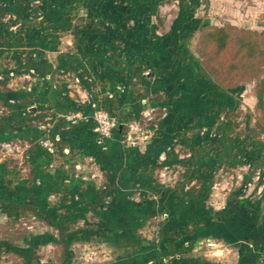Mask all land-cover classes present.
Segmentation results:
<instances>
[{"label": "crops", "instance_id": "crops-1", "mask_svg": "<svg viewBox=\"0 0 264 264\" xmlns=\"http://www.w3.org/2000/svg\"><path fill=\"white\" fill-rule=\"evenodd\" d=\"M215 2L0 0V21L11 32L6 43L0 35V80L5 79L0 95L4 85L17 91V98L7 97L8 106L0 104V149L6 152L0 156L6 185L0 196L48 213H58L69 203H90L103 183L114 196L96 208L101 215L88 206L77 210L81 216L76 225L90 222L97 229L72 241L69 264L81 263L84 248L85 264H157L160 249L143 237H151L163 216L161 207L169 213L164 222L168 228L197 223L200 236L183 253L187 264H262L258 250L264 245V184L257 182L254 171L240 186L250 174L249 164L235 163L226 156L230 145L209 138L221 137L219 120L241 97L217 92L213 78L198 63L196 37L205 23L214 21L208 9ZM31 6L37 8L33 14ZM95 98L109 99L105 103L117 118L139 116L143 101L156 104L159 115L150 136L127 144L114 131L100 146L90 116L89 103ZM67 111L86 117L70 120ZM48 134L59 137L72 155L50 153L40 145L38 139ZM171 147L179 157L195 150L193 161L210 169L214 179L199 205L174 200L170 188L157 204L161 212L151 216L148 205L138 202L149 191L147 181L167 166L165 184L172 186L183 170L176 163L168 165L174 158L168 155ZM216 181L221 185L213 186ZM37 224V231L48 230L57 238L54 228L43 221ZM28 232L18 241L31 242L33 264H44L38 249L48 246H56L59 261L58 244L43 238L36 243L30 239L35 231Z\"/></svg>", "mask_w": 264, "mask_h": 264}, {"label": "trees", "instance_id": "trees-1", "mask_svg": "<svg viewBox=\"0 0 264 264\" xmlns=\"http://www.w3.org/2000/svg\"><path fill=\"white\" fill-rule=\"evenodd\" d=\"M26 6L28 7V4ZM36 9L37 8H32L31 6L30 13L33 14L36 12ZM1 14L2 10L0 8V16ZM204 26L206 29L202 31L198 41L199 58L197 57L202 72L207 74V70L212 69V66L215 64L214 61L227 49L230 42L233 46L231 56L229 57L227 63L222 65L221 68L214 74V89L217 92L233 91L240 93L242 88L238 85L240 80L248 78L257 79L255 96L258 115L255 125L245 126L243 130H236L238 123L235 118L238 116L239 110L238 106H236L238 104L237 101V104L232 103L227 106L225 116L223 119L219 120L217 127L221 137L212 136L209 138H211V141L219 140L222 146L230 145V150L226 151V156H231L232 159L235 160V163L249 164L250 174L243 179L240 186L248 181L251 174L257 170H259L260 174L257 182L264 184V139L256 134V128H261L264 131V30L258 31L256 29L245 27L238 28L232 24L213 25L205 23L203 27ZM10 34L11 32L8 30V23L0 21V35H2L1 38L4 39L3 41H5V43L7 35L8 37H11ZM262 73L263 75L259 77ZM79 75L81 79H83L84 73H79ZM87 80L85 81L87 82ZM4 82L5 79L0 80V83ZM87 85H92V81H88ZM1 92L0 104L8 106V104H10L9 99L7 98L8 96H14V98H17V95L15 94L17 91H13L5 85ZM154 99L158 101L160 97L157 95L154 96ZM94 100L100 107L107 109L112 114L109 108L111 105L107 106L105 103L108 102L109 99L103 100L102 98H95ZM154 105L157 107L156 104ZM67 113H69V111H67ZM137 117L138 116L125 118L116 117L118 127L114 131L119 133L120 138L122 137V132L126 129V123ZM2 121L3 119L0 117V123ZM2 130H4V128L0 127V131ZM230 132L233 133L230 134ZM45 137H48L53 142L52 150L45 147L50 153L58 150L61 155L64 154L68 157L72 155V149L69 146H67V151L64 150L65 146L61 144V139L59 137H55L53 134H48ZM42 138H44V136L40 139ZM40 139H38L39 144ZM107 139H105L102 143L99 142L100 144H98L100 146L101 144L103 145ZM169 150H172V152L168 155H171L172 157V154H174V158L172 157L173 159L168 165H175L176 163L183 170L179 171L180 176L174 180L172 186L162 183L158 172L156 176L147 181L146 185L149 191L147 194L140 195L138 202L148 205L151 216H155L156 213L161 212H157V204L161 203V198L170 188L173 189L174 200L179 201L181 204H186L190 201L194 205H199V203L204 202V200L208 197L209 190L214 179L213 172H211L210 169L204 170L201 168L202 165H198V163L193 161V156L196 153L195 150L192 149L188 156L183 157H179L175 151L173 152V147ZM217 152L218 151L216 150V154ZM161 165L162 164H160L158 168H160ZM3 168L5 170V167ZM3 175V171H0V190L6 186L3 182ZM111 194V187L108 183L100 184L93 201L83 206L69 203L58 213H48L39 210L31 203L15 200L8 201L0 196V209L2 211L11 212L13 214V220H17L20 216H34L37 221H43L48 226L54 228L57 232V238L51 237V239H49L43 237V239L45 241L53 240L56 244H58L60 253L58 264H69L72 257V241L79 238L78 236L83 238L91 233L93 234L97 229V225L90 222H86L85 226L76 225L77 223L75 221L79 216H81V213H78L77 210L83 209L82 207L84 206H88L92 209L94 215H101L100 211H96V208L98 206L105 205L103 201L106 195L110 196L109 202L113 200L114 196ZM187 194H190V199H188ZM158 210H164V212L161 213L163 216L157 222L155 229L151 231V237H143V239L147 243L152 244V246L160 249V252L156 257L157 264H187L188 260L183 256V253L187 252L189 244L200 236V232L196 227L197 223L193 221L191 223V227L188 225L189 222L179 223L172 228H168L167 225H164V222L169 216V213L165 211L167 209L161 207ZM28 234L29 232L24 229L18 238L26 237ZM39 239L40 237H37L34 241L38 243ZM185 241H187V244ZM12 245H15L13 241L0 238V249L2 247V249L9 250ZM260 249H264V245L261 246ZM26 256L28 257V260L32 261V252L30 253V251H28ZM164 257L166 258L165 261Z\"/></svg>", "mask_w": 264, "mask_h": 264}, {"label": "rangeland", "instance_id": "rangeland-1", "mask_svg": "<svg viewBox=\"0 0 264 264\" xmlns=\"http://www.w3.org/2000/svg\"><path fill=\"white\" fill-rule=\"evenodd\" d=\"M209 3V2H208ZM215 6L209 7L208 12L213 17L212 22L209 24L213 25H234L236 27H245L250 29H256L258 31L264 30V0H216ZM213 12H211V11ZM211 12V13H210ZM206 27H202L198 36L196 37L195 50L198 54V41L200 35ZM232 43L230 42L227 49L214 61L212 69L207 70V75L214 78V74L222 65L227 63L232 52ZM263 75L260 74L259 77ZM256 78H248L240 80L238 85L241 86L240 90V100L238 101V116L235 118L238 123L237 127L242 130L245 126L255 125L258 111L256 109ZM264 99V92H263ZM257 136L264 139V131L261 128H256ZM6 155L5 149H0V156ZM90 176V175H88ZM3 182L5 178L3 176ZM9 212L2 211L0 209V238L9 239L13 241L15 245L11 246V249H0V264H33L31 260H28L27 252L32 249L30 247L31 242L27 244L22 241H18V236L21 235L22 231L25 229L27 231H35V235H31L30 239H37V237L43 238L46 236L51 239L54 233L50 231H37L39 225L34 226L37 220L33 219L31 216L23 217L20 216L17 220L8 218ZM34 226V228H33ZM45 233V234H44ZM44 234V235H43ZM29 239V241H31ZM17 240V241H16ZM30 243V244H29ZM56 246H48L43 249H38L41 253L40 258L44 264H49V260H52L54 264H58V258L55 259L57 253L55 252ZM85 253L81 254V263L85 264L88 261L85 259V254L88 251L84 248ZM80 252V251H79ZM86 261V262H85ZM76 264V263H74Z\"/></svg>", "mask_w": 264, "mask_h": 264}, {"label": "built area", "instance_id": "built-area-1", "mask_svg": "<svg viewBox=\"0 0 264 264\" xmlns=\"http://www.w3.org/2000/svg\"><path fill=\"white\" fill-rule=\"evenodd\" d=\"M39 15V13H38ZM67 75H69L76 82L79 81V77L74 73L67 71ZM88 80L90 78L86 77ZM116 89H122L121 85H117ZM144 106L140 109L139 116L134 118L126 123V129L122 132L121 140L127 144H133L137 142L138 139L147 138L150 136L152 132V126L156 119L158 118L159 112L157 107L149 103L148 101H143ZM90 105L92 107L91 118L95 121V131L96 138L98 142H103L105 139L112 136L113 131L118 127L117 118L111 114L107 109L100 107L95 100H90ZM67 117L70 120H74L76 117H86V115H81V113H69ZM40 143L49 148L53 149V142L48 137H44L40 139ZM7 148H10L9 143L5 145ZM67 151V149H65ZM167 175V166L163 167L159 171L160 181L165 183ZM260 176L259 170L256 171L255 177L258 179ZM87 177V176H84ZM250 184L247 182V185ZM221 182L216 181L213 186H220ZM110 200V196L106 195L104 197V204H107ZM214 242L210 241L209 244L212 245ZM259 260L262 264H264V249H259ZM166 258L164 257V261Z\"/></svg>", "mask_w": 264, "mask_h": 264}, {"label": "water", "instance_id": "water-1", "mask_svg": "<svg viewBox=\"0 0 264 264\" xmlns=\"http://www.w3.org/2000/svg\"><path fill=\"white\" fill-rule=\"evenodd\" d=\"M34 263H35V264H40V263H38V262H37V261H35V260H34ZM49 264H54V263H53L52 261H50V263H49Z\"/></svg>", "mask_w": 264, "mask_h": 264}]
</instances>
